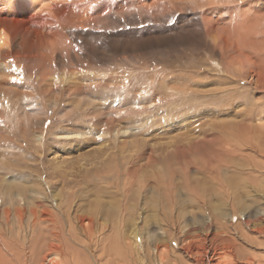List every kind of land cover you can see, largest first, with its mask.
Segmentation results:
<instances>
[{
    "label": "rangeland",
    "instance_id": "rangeland-1",
    "mask_svg": "<svg viewBox=\"0 0 264 264\" xmlns=\"http://www.w3.org/2000/svg\"><path fill=\"white\" fill-rule=\"evenodd\" d=\"M216 134L264 166V0H0V248L11 261L45 238V223L65 235L67 210L86 217L74 224L79 236L89 226L98 238L79 253L84 264H189L177 229L163 231L160 196L136 182L126 191L119 160L173 156ZM246 134L260 144L242 145ZM193 166L173 178L178 222L201 211L186 196L201 173ZM245 168L237 201L264 206V180L247 182L255 167ZM215 247L224 250H200L202 264L219 259Z\"/></svg>",
    "mask_w": 264,
    "mask_h": 264
},
{
    "label": "bare ground",
    "instance_id": "bare-ground-1",
    "mask_svg": "<svg viewBox=\"0 0 264 264\" xmlns=\"http://www.w3.org/2000/svg\"><path fill=\"white\" fill-rule=\"evenodd\" d=\"M177 91L179 90H176V92ZM169 94H167L168 97H170ZM234 127L237 129L241 128L242 130H244L245 124L242 123ZM106 134L111 135L109 131H107ZM222 137H223L222 135H217V134L211 135V137L203 135L198 141L194 143H192L191 141H188L184 147L177 146L176 148H174L173 151L171 152L174 154V155L172 154L173 156H169V154L167 153L163 154V156H160V154L158 156L157 154L156 155L154 154L145 155L143 151L141 152L134 151V153L132 151L129 152L127 155H124L119 160L120 166H127L128 168V171H126L128 173L127 183L125 186L126 191L132 190L133 183L135 182H136V185L138 186V190H141V191L145 190L148 185L149 186L151 185L154 191L157 192L156 195L160 196L158 208L161 209L162 213L164 212V218L166 219V226L165 228H163V231L166 232L167 230V231H172L173 233V230L177 229L181 237V243L179 245V250H181L180 253H182L181 258L188 259L189 264H202L204 262L205 256L203 257L204 254L199 255L200 250L202 249L203 251V249H206V250L208 249L209 251L210 249L209 247L212 246V244H215L218 242L219 244L224 245L223 247L224 250L222 252L223 253L222 255L221 253L222 250L221 249L218 250L217 247H215L217 249L216 254L218 255L217 257L219 259L215 260L214 264H264V256L262 257L249 250L250 248H254L257 244H261L263 245L262 253H264V206H259L256 208L252 206L253 209H248L246 208L247 206L244 207L243 205L240 204V202L238 203L237 198L239 197L238 195L240 194L237 195L238 191H236L237 189L236 187H239V186L245 187L241 184V180H242L241 177L243 173H245L246 171L244 170L246 169L245 166H248V164H251V166L255 167V170L252 176L251 177L247 176L245 180L247 182H249V180H254L252 183L260 182V184H262L261 181L264 180V166L263 164L260 165L257 162H254V165H252L251 163L253 162L252 155H250L248 152L243 153L241 150L242 146H235V144H233V147H231L232 146L231 143L227 144V141H224ZM253 137L257 138L260 136L258 134L256 136H254V134H246V137L243 136L242 137L243 139H240V138L239 139L242 142L241 143L242 145L249 146L250 149H252L253 147L252 142L260 144V141L258 142L257 140H252ZM225 144L227 145L225 146ZM262 145H264V141ZM222 146L224 147V149L220 148ZM188 150H190L191 153H195V157L193 156L189 157ZM225 153H228V154H225ZM158 163L160 165L166 166V170H164V172L158 171L157 170L158 168L154 169L153 166L155 165L156 167ZM190 165L192 166L194 165L191 168L201 173L208 174V176L203 174L204 178H206V180L203 182L198 179L201 173L196 175L197 182L188 184L186 187V196L196 205V206L195 205L193 206H195V208L201 211L198 215L193 213L192 218L193 217L194 218L192 219L190 223H187L186 221L178 222V218H181L182 216V215L179 216V212L177 210V207H179V205L176 206L178 202H180L178 201V197H180V195L176 191H174L173 178H174V175L178 172H184V173L187 172V170L190 169L189 167ZM136 177H139V178L144 177V183L142 187H139L138 182H140V180H136ZM192 179H195V176H192ZM209 185H211V187H209ZM261 186L260 188H264ZM238 193H241V192H238ZM214 198H217V200L215 199L213 201L212 199ZM259 199L261 200L260 197ZM212 201L214 202V204H212ZM223 203H227L229 205V207L227 206V208H230V212H228L227 209L218 210V208L215 206V205H220ZM182 205L184 204L182 203ZM65 214L68 215L67 217L71 216V218H68L67 224H65L67 225L65 229V235L60 234L59 230L55 231V224L53 222L47 223V224L45 223V225L42 226L45 230L44 232L45 238L37 239L36 237H34L33 239H29L31 250L27 254H25L26 252L24 251H19V250L13 251L14 260L11 261L10 256L4 250L0 248V264H84V262L80 260L79 258V253L87 249L91 244H93L94 246L98 245V238L96 239L92 235L91 230L88 228L89 227L88 224H86V226L88 227L81 225L83 227V232H84L82 233L84 234L85 238H82L81 236L78 235L79 233L76 232V229L74 226L75 222L81 223L86 218L85 215L77 214V213L69 214L67 210H65ZM22 215L23 214L21 213L20 217L18 216L20 218L19 225L22 224L23 217L26 216L25 214H24L25 216H22ZM34 215L35 214H33V217ZM225 216L227 217L229 216L230 220L236 217V220L234 222L232 221L222 222L223 219H226ZM35 219H36V222H38L36 215H35ZM159 220L161 221L160 218ZM36 222L34 221V224ZM91 223L92 221L91 219H89V225H91ZM37 224H39V222ZM32 226L33 224L31 225V227ZM102 226L103 225H101V227ZM120 227H123V226L120 225ZM159 227L162 228V226L160 225ZM34 230L37 231L35 226H34ZM131 233H132L133 238L135 239L136 232L134 233L133 231H131ZM125 235L127 234L125 233ZM172 236L170 235V237ZM113 239L114 238H112V240ZM113 241L115 242V240ZM129 244H130V241H129ZM133 246L135 245L133 244ZM107 247H109V250H110V246L108 245ZM163 247H165L166 249V246H163ZM87 252L89 251L87 250ZM111 252H113V250ZM97 255L100 256L101 253ZM97 255H95V257ZM224 255L225 256L227 255V256L223 258ZM211 258L209 259L210 263L208 264H212L211 262L214 261L213 259L211 260ZM103 259L105 258L103 257Z\"/></svg>",
    "mask_w": 264,
    "mask_h": 264
}]
</instances>
